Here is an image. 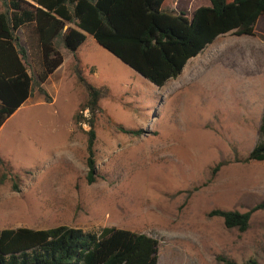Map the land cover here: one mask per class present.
<instances>
[{"label": "rangeland", "instance_id": "1", "mask_svg": "<svg viewBox=\"0 0 264 264\" xmlns=\"http://www.w3.org/2000/svg\"><path fill=\"white\" fill-rule=\"evenodd\" d=\"M207 5L162 9L190 18ZM59 50L63 64L42 85L49 102L35 89L0 128V230L114 227L156 240L157 264H264V209L243 233L208 216L264 203V162H243L261 141L264 17L252 36L218 37L161 88L90 36L73 54ZM78 76L102 91L92 184L89 127L75 122L87 99Z\"/></svg>", "mask_w": 264, "mask_h": 264}, {"label": "trees", "instance_id": "2", "mask_svg": "<svg viewBox=\"0 0 264 264\" xmlns=\"http://www.w3.org/2000/svg\"><path fill=\"white\" fill-rule=\"evenodd\" d=\"M0 13V128L32 96L49 102L42 85L63 64L59 47L73 54L87 36L157 88L178 78L187 62L218 37L252 36L264 16V0H208L188 18L162 9L165 0H6ZM20 33V37L17 35ZM87 91L75 115L88 125L87 183L94 178L95 120L102 91L78 76ZM88 112V118L83 112ZM261 141L243 161L264 162V114ZM0 164L2 161L0 159ZM218 164L213 172H217ZM6 179L1 175L0 184ZM264 203L240 213L213 210L226 229L245 232L251 215ZM153 238L114 227L98 231L56 226L0 230V264H157ZM225 264H235L225 260ZM246 264H260L249 260Z\"/></svg>", "mask_w": 264, "mask_h": 264}, {"label": "bare ground", "instance_id": "3", "mask_svg": "<svg viewBox=\"0 0 264 264\" xmlns=\"http://www.w3.org/2000/svg\"><path fill=\"white\" fill-rule=\"evenodd\" d=\"M26 106H23L21 109L19 108V110H17L15 113V115L13 116V118H15ZM12 118V119H13Z\"/></svg>", "mask_w": 264, "mask_h": 264}, {"label": "crops", "instance_id": "4", "mask_svg": "<svg viewBox=\"0 0 264 264\" xmlns=\"http://www.w3.org/2000/svg\"><path fill=\"white\" fill-rule=\"evenodd\" d=\"M207 6H209V5H207ZM187 17H188V16H187ZM190 17H191V16H190ZM261 17H264V16H261ZM261 17H260V18H261ZM92 39H93V38H92ZM185 67H186V65H185ZM185 67H184V69H185ZM184 69H183V71H184ZM183 71H182V73H181V75H180V76H182V75H183V73H184ZM180 76H179V77H180ZM179 77H178V78H179ZM176 79H177V78H176ZM173 80H174V79H173ZM168 82H169V81H168Z\"/></svg>", "mask_w": 264, "mask_h": 264}]
</instances>
